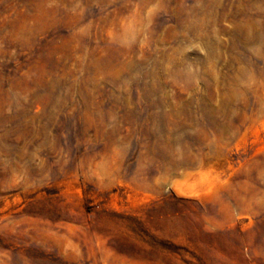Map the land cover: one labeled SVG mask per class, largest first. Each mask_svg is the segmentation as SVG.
<instances>
[{
	"label": "rangeland",
	"instance_id": "obj_1",
	"mask_svg": "<svg viewBox=\"0 0 264 264\" xmlns=\"http://www.w3.org/2000/svg\"><path fill=\"white\" fill-rule=\"evenodd\" d=\"M0 264H264V0H0Z\"/></svg>",
	"mask_w": 264,
	"mask_h": 264
}]
</instances>
